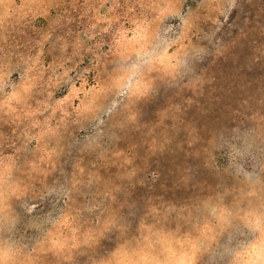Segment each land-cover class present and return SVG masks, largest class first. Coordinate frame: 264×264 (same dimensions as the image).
<instances>
[{
  "label": "clouds",
  "instance_id": "1",
  "mask_svg": "<svg viewBox=\"0 0 264 264\" xmlns=\"http://www.w3.org/2000/svg\"><path fill=\"white\" fill-rule=\"evenodd\" d=\"M108 2L0 0V264H65L106 236L90 264H264V78L239 85L227 164L211 130L184 125L211 179L157 186L152 169L210 65L240 41L249 70L264 65V0H244L256 12L228 39L218 25L237 0H111L101 13ZM74 12L87 17L75 31ZM162 89L174 103L144 132ZM107 169L108 199L90 207ZM138 186L151 191L130 202Z\"/></svg>",
  "mask_w": 264,
  "mask_h": 264
},
{
  "label": "rangeland",
  "instance_id": "2",
  "mask_svg": "<svg viewBox=\"0 0 264 264\" xmlns=\"http://www.w3.org/2000/svg\"><path fill=\"white\" fill-rule=\"evenodd\" d=\"M82 4L83 0H79ZM99 6L100 0H92ZM122 3L123 0H120ZM111 0L105 3L101 8V13L105 12L110 6ZM255 13L256 7L245 3L244 0H237L236 7L231 15L227 12L221 17L218 25L219 35H223L228 39L238 27H242L245 23V17L249 13ZM91 15V13H89ZM74 20L69 25L75 31L82 23L87 22V17H79L78 12L73 13ZM255 25L256 22L252 21ZM250 41H240L239 44L229 53L221 56L214 64L208 68V74L214 77L212 85L205 89L204 95L200 98L198 105L188 108L182 115L184 123L178 125V130L173 141L172 151H165L153 158L152 169L160 173L159 179L156 181L157 186L164 183L166 187H171L173 182L188 180H204L211 179L212 172L207 166L208 162L203 153L197 154L196 149L200 147V142L193 147H189L187 141L191 139L185 131L184 125L191 123L201 129L200 135L203 137L208 131H212L215 136L217 150L214 155L216 162L220 165L227 164L230 159L229 148L233 136V130L230 126L232 113L240 105L244 91L239 87L245 81H258L264 78V65L252 66L251 71L248 67V47ZM218 46H222L218 44ZM187 98H185L186 101ZM174 101L170 97L167 90H161L154 96L151 101L143 107L144 122L147 127L143 129L147 132L148 128L159 118V114L165 108H168ZM171 124L172 121H166ZM138 138V136H137ZM179 145V146H177ZM115 169L102 170V179L99 183H93L87 190L85 200L89 201V206L99 201H107L108 197L105 193L110 185L106 186V181L112 176ZM157 190H159L157 188ZM151 189L137 187L132 191L130 202L140 200ZM175 198V192L169 193ZM183 194V190H181ZM97 209L93 208L91 216H95ZM110 236L101 238L95 248L85 245L74 254L73 260L65 262V264H90V259L94 255H98L110 246Z\"/></svg>",
  "mask_w": 264,
  "mask_h": 264
}]
</instances>
